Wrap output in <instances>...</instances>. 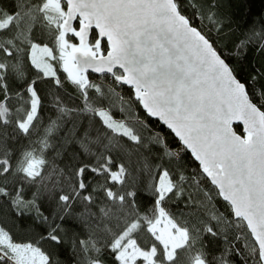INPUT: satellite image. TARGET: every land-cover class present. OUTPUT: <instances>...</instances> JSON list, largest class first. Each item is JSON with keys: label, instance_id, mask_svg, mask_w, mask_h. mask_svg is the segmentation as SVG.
I'll return each mask as SVG.
<instances>
[{"label": "snow or ice", "instance_id": "1", "mask_svg": "<svg viewBox=\"0 0 264 264\" xmlns=\"http://www.w3.org/2000/svg\"><path fill=\"white\" fill-rule=\"evenodd\" d=\"M220 7L0 0V264H264V28L234 65Z\"/></svg>", "mask_w": 264, "mask_h": 264}, {"label": "trees", "instance_id": "2", "mask_svg": "<svg viewBox=\"0 0 264 264\" xmlns=\"http://www.w3.org/2000/svg\"><path fill=\"white\" fill-rule=\"evenodd\" d=\"M3 3L8 5L10 0H3ZM181 3H185V0H181ZM220 11L222 14L224 32L217 36L216 32L211 33L212 38L217 42L218 48L222 51L225 56L229 57V62L235 65L234 58L231 57L230 53L232 51V45L230 41L235 40L237 36L247 33L250 29H255L259 31L264 28V0H220ZM190 14V10H189ZM193 23L197 26L203 27L199 19H194ZM205 31L207 29L205 28ZM221 37H223L221 39ZM258 54L253 52L249 55V60L252 65H256L257 61L254 57ZM242 78H244V73H241ZM92 79H96V75H91ZM123 91L128 94V88L124 87ZM136 115L143 116L142 110L135 113ZM155 129L157 131H162L168 134V140L171 142L173 147H178V142L174 136L168 132L159 122L153 120ZM238 132H241L239 126L235 127ZM187 163V173L191 174L198 170V164L191 158L190 154L186 155ZM147 203L146 200L143 201ZM215 206L220 210L224 211L226 204L221 198H217L214 201ZM177 213L180 211L178 208H173ZM69 226L78 234L84 231L83 227L79 224L69 223ZM56 257L61 261V264H72L73 257L71 255V250L68 248H61L57 250ZM237 264H239V258H237Z\"/></svg>", "mask_w": 264, "mask_h": 264}, {"label": "water", "instance_id": "3", "mask_svg": "<svg viewBox=\"0 0 264 264\" xmlns=\"http://www.w3.org/2000/svg\"><path fill=\"white\" fill-rule=\"evenodd\" d=\"M91 75H96V76H98V74H91ZM126 88H127V86H125ZM154 120V119H153ZM160 124V123H159ZM161 125V124H160ZM236 126H239L240 128H241V133H242V129H243V126H242V124H234V127H236ZM165 129H166V127H164ZM167 130V129H166ZM168 132H169V130H167ZM173 135V134H172ZM174 136V135H173ZM175 138V137H174ZM190 154V153H189ZM194 160V159H193ZM196 162V161H195ZM197 164H198V162H196ZM221 200H222V198H221Z\"/></svg>", "mask_w": 264, "mask_h": 264}]
</instances>
